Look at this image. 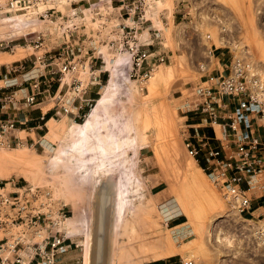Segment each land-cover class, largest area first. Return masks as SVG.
Here are the masks:
<instances>
[{
  "label": "rangeland",
  "instance_id": "rangeland-1",
  "mask_svg": "<svg viewBox=\"0 0 264 264\" xmlns=\"http://www.w3.org/2000/svg\"><path fill=\"white\" fill-rule=\"evenodd\" d=\"M11 1L0 0V92L22 104L29 79L46 76L53 94L38 102L53 110L40 128H19L23 144L0 148V193L21 190L33 207L68 218L61 230L75 243L58 264H88V257L89 264H150L170 249L174 264H263L187 143L202 130L191 126L202 117L197 90L217 73L219 56L222 64L247 56L264 81V0ZM112 80L115 120L102 118L111 147L103 138L77 147L72 130ZM62 107L70 113L55 114ZM104 195L110 201L98 260ZM218 233L232 244L217 242Z\"/></svg>",
  "mask_w": 264,
  "mask_h": 264
},
{
  "label": "built area",
  "instance_id": "built-area-1",
  "mask_svg": "<svg viewBox=\"0 0 264 264\" xmlns=\"http://www.w3.org/2000/svg\"><path fill=\"white\" fill-rule=\"evenodd\" d=\"M20 3L11 1L12 6ZM67 69L64 66L59 70L64 73ZM42 77L29 79L31 91L22 104L15 95L4 96L0 92V112L7 114L9 110L34 107L39 98L51 96V85L46 76ZM202 79L197 90L196 114L203 116L202 124L211 127L215 135H197L198 144L189 141L187 148L199 164L203 163L202 170L211 183L223 192L240 221L246 244L259 253L256 262L264 264V81L251 59L236 54L222 72L208 73ZM77 83L71 93L74 100L82 91V83ZM224 97L246 98V104L257 107V117L250 122L248 134L239 116L230 114L221 122L217 109L227 107ZM60 112L68 115L70 109L62 107ZM26 124L16 117H0V148L23 144L16 132ZM20 191L0 193V233L6 234L0 238V264H58L61 254L70 251L75 243L68 232L61 230L68 218L59 213L54 218L52 211L33 207L22 199ZM181 264L195 263L181 261Z\"/></svg>",
  "mask_w": 264,
  "mask_h": 264
},
{
  "label": "bare ground",
  "instance_id": "bare-ground-1",
  "mask_svg": "<svg viewBox=\"0 0 264 264\" xmlns=\"http://www.w3.org/2000/svg\"><path fill=\"white\" fill-rule=\"evenodd\" d=\"M0 64H1V62H0ZM113 86H115L114 85V81L113 80L112 81H109V83L105 87V90H104L103 95L96 101L95 105L92 107V109L88 113V115H87L86 120L84 121V123L81 124V125L80 124H77L76 125L77 127H75L72 130V136H73V138H76L77 139V143H76L77 147L80 148L81 145H85V147L86 146L89 147L90 142L92 140H94L95 138H97L98 140H102V138H103V140L101 141V144H103V146L106 149V151L111 147L108 144V140L105 137H103V135H102V133H103L102 131L105 130V129H102L103 128L102 127L103 126L102 118L106 117L105 120L106 119L114 118L113 120H115V117L113 116L114 115V111L113 112L110 111V108L113 106V101L115 100V97H114V91L115 90H114ZM108 92H110V93H108ZM111 113H113V115ZM52 121H53V118L49 119L48 120V123H51ZM109 124H112V123H109ZM130 151L132 152L133 150L130 149ZM107 173H108V171H107ZM109 174H110V172H109ZM108 195H104L103 196L102 203H101L102 211L100 213L101 214V218H100V221H99V225H98L99 228H98V230H99L100 234H102V235L98 238V242L96 244V249H95V256L97 257L98 260H101L102 259V256H103V244H104V235H103V233H104V225H105V212H104V209L109 204V201H110L109 200L110 199L109 198L110 196H108ZM180 210H181V212H183V214H186V216L191 220L192 215H191L190 212L184 211L182 209H180ZM174 213H178V209H175L174 210ZM67 220H66V222H67ZM69 220H70V224L72 226L73 225L74 226L76 225V222L73 221L72 218H70ZM119 220H120V218H119ZM63 229L66 230L65 227ZM68 234H69V232H68ZM222 235H223L222 233H218L216 235V241L219 242V243H221V244L222 243L229 244V246H230L233 241H231V239H229L226 234H225L226 237L225 236H222ZM175 253H176L175 250L170 249V250H167L165 253H161V254H158V255L156 254L155 259L154 258L153 259H154V261H159V260H162V259H165V258L174 256ZM89 259H90V257H88V264L90 263L89 262ZM147 259L149 261V257ZM131 261H128V263H126V264H137L135 262L136 260L134 262H131Z\"/></svg>",
  "mask_w": 264,
  "mask_h": 264
},
{
  "label": "crops",
  "instance_id": "crops-1",
  "mask_svg": "<svg viewBox=\"0 0 264 264\" xmlns=\"http://www.w3.org/2000/svg\"><path fill=\"white\" fill-rule=\"evenodd\" d=\"M221 54H222V56H224L223 53H221ZM217 59H218V63L215 66V70L217 71L216 74H218L219 72H222L224 70L225 65H226V63L222 64V62L225 61L224 58H221L219 56ZM2 64H0V65H2ZM2 71H3V69L0 68V73ZM8 72H10V71H7V73ZM28 93H29V91H28ZM223 101H224V103L227 104V107L223 106V107H218V109H217L220 116L222 117L221 122H224L225 121L224 118L230 116V114L231 115L233 114L234 116H239V120H240L244 130L248 134V128L250 126V122H252V120L257 117L258 110L255 111L252 109L255 106H251V105L246 104V98L232 99L229 97H224ZM43 103L44 102L42 101L39 104H37L36 106L32 107L31 110L28 111V114L26 112H22L20 114H17V113L3 114V112H0V117L1 118L16 117L18 120H20L22 122L24 121L27 124H31L32 125L31 129L40 128L41 127L39 125L40 122L45 120L47 118V116L49 117L50 115H52V110H53V109H48L47 111H44V109L41 107ZM55 110H56L55 114L59 115L60 110H58L57 108ZM202 122H203V116L200 119V123L191 125L192 127H194V126L198 127V128L202 127V128H200L202 130H196L195 129L194 133L190 134V138L192 139V141L195 144H198L197 135L209 136V137H214V135H215L214 130L211 127L203 125ZM215 130L218 134L219 133L218 132L219 127L216 126ZM208 131H212L213 135H210V133H208ZM16 136L18 137L17 134H16ZM218 136H219V134H218ZM213 144H215V143H213Z\"/></svg>",
  "mask_w": 264,
  "mask_h": 264
},
{
  "label": "trees",
  "instance_id": "trees-1",
  "mask_svg": "<svg viewBox=\"0 0 264 264\" xmlns=\"http://www.w3.org/2000/svg\"><path fill=\"white\" fill-rule=\"evenodd\" d=\"M208 133H210V135H213L212 131H208ZM201 166H203V163L200 164ZM176 261V257H171L168 258L167 260H159L150 264H174Z\"/></svg>",
  "mask_w": 264,
  "mask_h": 264
}]
</instances>
